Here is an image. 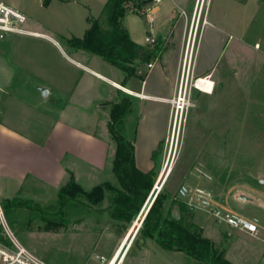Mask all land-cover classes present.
Instances as JSON below:
<instances>
[{
	"label": "rangeland",
	"instance_id": "374dc122",
	"mask_svg": "<svg viewBox=\"0 0 264 264\" xmlns=\"http://www.w3.org/2000/svg\"><path fill=\"white\" fill-rule=\"evenodd\" d=\"M2 1L19 10L21 6H27L26 20L20 24L24 29L47 31L45 20L47 16H51L60 33L52 34L67 49L70 47L66 38L83 37L88 27L86 20L80 18L75 10L70 15L62 0H53L50 6H47L48 0ZM170 1L153 0L149 4H159L163 8L160 14L152 15L154 26L148 10H129L125 22L131 37L140 43H146V37L150 33L159 35L167 25L171 26V21L165 15L168 9L164 8ZM194 1L189 0V16L192 15ZM202 3L196 48L203 34L205 20L209 22L208 19L229 29L234 37L231 39L232 44L228 45L220 57L214 76H209L214 82L212 92L193 89L192 106L178 142L173 169L162 188L164 177L157 183L158 188H161L160 192L166 196L163 217L171 213L174 215V211L179 217L182 214L185 224L199 227L202 235L213 241L216 249L234 264H264V183L259 181V176L264 175V0H201ZM72 6L70 5V9L74 8ZM23 33L0 30V45L10 63L12 61L11 70L14 64L17 65L12 85L20 93L22 103L17 109L24 117V129L32 136L43 139L49 136V126L46 127L44 122L39 123L36 118L40 116L39 112L53 113L58 108L56 104L43 103L33 85L36 81H52L55 72L58 74L55 76L58 81L61 79L59 74L66 67L60 52L51 41ZM166 37L171 44L170 35ZM171 49L172 46L169 51ZM122 92L132 97L134 109L126 116L125 121L117 124V128L121 131L125 123L133 136L140 118L139 107L134 94L124 90ZM11 99L7 95L5 105L10 104L9 107H12ZM101 113L98 125L100 132L106 125V119L108 127L110 121V115H105L103 111ZM34 125L38 129L37 133L32 132ZM108 132L112 135L111 131ZM166 144L165 136L160 148V161H155L153 166L159 171L157 178L163 169ZM32 153L21 152L20 158ZM40 153L43 157L48 155V152ZM57 153L54 152V157ZM114 153L106 152L104 165L97 171L86 168V164L70 157V153L67 157L63 154L58 165L54 162V168L74 166L83 175H92L88 180L82 181L83 185L80 184L86 192L107 182L121 187L112 170ZM40 163L45 162H38ZM68 172L70 178L74 172ZM67 181L62 184L59 182L56 186L36 179L35 175H28L20 189L13 182L4 194L8 197L18 195L23 200L31 201L32 206L38 204L45 210L54 212L59 207V190ZM181 184L202 187L212 193L217 203L245 216L257 218L260 224L258 237L217 222L207 210L197 207L183 210L179 205L182 197L179 193ZM238 193L250 195L260 204L239 200ZM1 195L2 204L5 197ZM77 196V201L67 204L64 226L59 231L46 230L42 213L38 209L32 211L25 207L26 209L17 213L15 225L8 221L13 235L48 264H108L119 250L121 252L115 264H199L183 251H167L162 248L156 237L146 236L142 232V225L137 229L140 224V218L137 217L141 210L129 218L127 212L120 211L113 205V190L106 189L103 198L97 202L91 201L87 194Z\"/></svg>",
	"mask_w": 264,
	"mask_h": 264
},
{
	"label": "crops",
	"instance_id": "0c3cea01",
	"mask_svg": "<svg viewBox=\"0 0 264 264\" xmlns=\"http://www.w3.org/2000/svg\"><path fill=\"white\" fill-rule=\"evenodd\" d=\"M52 1L48 0L47 6H50ZM106 1L62 0L64 8L68 9L70 15H73L71 11L75 10L79 13L80 18L86 20L88 27L90 25L89 18L98 17ZM189 4V0H171L165 4L164 8L168 9L165 11V15L168 17V21H171V26L168 27L167 25L159 35L150 34L155 38L170 35L173 43L172 52L168 51L161 56L160 60L154 61L153 67L147 69L148 73L145 79L132 77L125 85L124 72L101 56L83 49H67L52 34L54 32L59 33V31L52 22L51 16H47L45 20V25L47 24L48 27L47 31L27 28L26 30L31 32H24L23 34L35 35L51 41L60 52L66 67V70L59 74L61 79L58 81L55 79V76H58L55 72L53 73L54 81H41V83L36 81L33 85L34 90L38 92V98L42 99L43 103H49V105L53 103L58 108L53 113L50 111L39 112L40 116L36 118L39 123L44 122L46 127L49 126V136L43 139L32 136L24 129V117L17 109L22 103L20 93L12 85L13 78L16 76L14 68L17 65L14 64V68L11 70L12 61L10 63L3 46L0 45V195L4 194L13 182H16L20 189L28 175H35L36 179L56 186L59 185V182L62 184L68 180V170L74 172L73 175L80 184L83 183V180H88L87 178L92 175H83L74 166L67 165V167L57 169V167L54 168V164L58 165L61 162L63 154L67 157V154L70 153V157L81 160L90 170L97 171L98 168H102L106 159V152H116L117 143L108 132L110 131L108 119L105 121L106 125H103L104 131L103 129H100L101 132L98 131L102 116L101 111L105 115H111L112 106L118 101L120 91L127 89L143 94L142 96L135 95L140 118L135 128L134 137L130 134L131 129L125 123L121 132L128 138L135 140L137 165L142 170L153 168L152 154L160 142L164 140L168 130L170 117L168 99L175 91L191 18L195 11L198 14L200 9V2L196 7L197 0H195L191 7L192 15L189 16L187 13ZM70 5H73L74 8L70 9ZM26 7V5L21 6L22 9L20 8V10L25 13ZM142 8L144 11H149L151 23L154 26L152 15L160 14L163 10L162 6L156 4L146 5ZM133 11L137 10L133 9ZM125 18L124 23L127 27ZM208 20L197 48L196 73L200 76L213 77L214 69L220 57L228 45L232 44L231 39L234 36L229 29L215 24L210 19ZM127 29L130 31L128 27ZM69 37L71 36L67 38ZM37 83L40 84L39 87ZM40 87L49 88V94L43 96ZM7 95L12 98L10 101L12 107H9L10 104L5 105L4 103ZM125 119L126 117L124 121ZM32 132H38L36 125H34ZM21 152L33 153L29 156H23L22 159L20 158ZM40 152H48V155L43 157ZM54 152H58L55 157ZM42 161L45 163L38 164ZM1 196L8 197L7 194Z\"/></svg>",
	"mask_w": 264,
	"mask_h": 264
},
{
	"label": "trees",
	"instance_id": "16d2710c",
	"mask_svg": "<svg viewBox=\"0 0 264 264\" xmlns=\"http://www.w3.org/2000/svg\"><path fill=\"white\" fill-rule=\"evenodd\" d=\"M152 2L153 0H107L101 14L89 18L90 25L83 37L66 38L68 46L72 50L83 49L99 55L120 68L124 72V85L132 77L145 79L148 63L161 58L173 47V43L171 41L169 44V39L163 36L146 44L136 42L125 26L124 18L129 10L141 11L142 7ZM133 102L130 95L120 91L118 101L112 106L109 121V129L117 143L112 170L121 187L107 182L97 185L91 192H86L71 174L67 183L59 190V207L56 211H47L38 204L32 206L31 201L23 200L18 195L5 197L2 206L7 221L15 225L19 211L25 207L32 211L38 209L42 213L43 221H46L45 229L59 231L64 226V211L69 202L77 201L78 194H87L91 201H100L106 189L114 191L113 205L120 211L127 212L129 218L139 213L153 189L159 171L155 167L142 170L137 165L134 138H128L117 128V124L133 110ZM161 146L162 141L152 154L154 162L160 161ZM165 203L166 196L159 192L142 223V232L146 236L156 237L158 244L167 251H183L195 258L199 264H234L216 249L213 241L202 235L199 227L185 224L182 214L179 218L172 213L163 217ZM179 205L183 210L191 208L182 199ZM4 241L10 243L7 238Z\"/></svg>",
	"mask_w": 264,
	"mask_h": 264
},
{
	"label": "built area",
	"instance_id": "2783aa9c",
	"mask_svg": "<svg viewBox=\"0 0 264 264\" xmlns=\"http://www.w3.org/2000/svg\"><path fill=\"white\" fill-rule=\"evenodd\" d=\"M159 2L160 0H154ZM200 0H197L196 7ZM200 9L197 14H193L189 32L186 37L184 51L182 54L178 78L173 95L168 99L170 104L169 126L166 134V157L163 164L162 172L165 171L168 165L174 164L176 152L178 151V142L184 132L187 116L190 107L192 106V92L194 88L201 90L198 87V81L209 76H199L196 73V40L197 32L200 25ZM26 14L19 9L6 4L0 0V30L11 32H31L20 26L25 22ZM207 23V20H205ZM3 36V33H1ZM155 37L147 36V42H154ZM154 61L148 63L147 69L152 68ZM209 82V81H208ZM207 82V83H208ZM214 83V82H213ZM131 94L142 96V93L133 90H126ZM180 196L191 208L197 207L207 210L211 213L217 222L225 223L231 227L246 231L257 236L259 233L260 224L257 218H251L235 212L214 200L212 193L202 187H189L186 184H181L179 188ZM9 239L10 243L5 242V238ZM109 261L108 264H110ZM0 264H48L43 259L35 255L30 249L23 245L13 235L9 223L7 221L3 206L0 202Z\"/></svg>",
	"mask_w": 264,
	"mask_h": 264
},
{
	"label": "water",
	"instance_id": "95a60500",
	"mask_svg": "<svg viewBox=\"0 0 264 264\" xmlns=\"http://www.w3.org/2000/svg\"><path fill=\"white\" fill-rule=\"evenodd\" d=\"M40 89L42 91V95L43 96H47L49 94V92H50V89L47 88V87H40ZM160 178H161V175H159V177L157 178V180H156V182H155V184L153 186V189H152L150 195L148 196L146 202L144 203V205H143V207H142V209H141V211H140V213H139V215L137 217V219L140 218V225L138 226L137 229H139V227L142 225V223H143V221L145 219V216L147 215V213H148V211H149L152 203L154 202V200L157 197L158 193L160 192L162 186L164 185V182H165L166 179L163 180V182L161 184V188H158L157 183L159 182ZM259 181L261 183H264V175H260L259 176ZM237 198L239 200H242V201H251V202H253L255 204H258V205L260 204V202L258 200H256L254 197H251L250 195H247V194H244V193H238L237 194ZM150 199H151V201H150L147 209L143 213L144 208H145L146 204L149 202ZM174 216L178 218L179 217V214L176 211H174Z\"/></svg>",
	"mask_w": 264,
	"mask_h": 264
},
{
	"label": "bare ground",
	"instance_id": "6f19581e",
	"mask_svg": "<svg viewBox=\"0 0 264 264\" xmlns=\"http://www.w3.org/2000/svg\"><path fill=\"white\" fill-rule=\"evenodd\" d=\"M200 4H201V0H200ZM209 81V82H208ZM208 82V83H207ZM213 86H214V83L212 81V79H209V77L207 78H204L203 80H200L198 81V87L201 88L202 91H205V92H212L213 90ZM173 169V165H168L165 169L164 172L160 173L161 175V178L164 177V179L167 178V176L170 175L171 171ZM160 178V180H161ZM159 180V181H160ZM154 195V194H153ZM150 203V202H149ZM149 205V204H148ZM147 205V207H148ZM147 209V208H146ZM140 225V224H139ZM121 252V250L118 251V253L110 260L111 263L110 264H115L116 261H117V258L119 256V253Z\"/></svg>",
	"mask_w": 264,
	"mask_h": 264
}]
</instances>
